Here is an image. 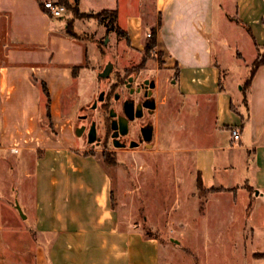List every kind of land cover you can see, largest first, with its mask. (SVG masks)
I'll list each match as a JSON object with an SVG mask.
<instances>
[{"label": "crops", "instance_id": "obj_1", "mask_svg": "<svg viewBox=\"0 0 264 264\" xmlns=\"http://www.w3.org/2000/svg\"><path fill=\"white\" fill-rule=\"evenodd\" d=\"M44 1L0 0V174L11 176L4 187L0 181V264H174V251L187 248L158 235L150 222L144 221V231L120 214L110 169L119 162H105L75 132L70 102L84 94L78 83L83 70L89 86L98 80L84 65L96 45L66 32L68 8L54 17ZM66 1L83 13L114 11L136 52L152 33L156 80L162 85L172 78L187 102L209 114L206 140L195 145L192 135L181 134L185 143L167 151L186 168L194 191L200 180L213 228L231 220L243 198L250 228L245 264H264V56L242 90L264 48V0ZM91 20L97 28L86 26ZM99 27L94 18L73 20L79 34ZM232 64L243 68L240 77L228 75ZM230 127L238 129V140ZM158 136L145 151L158 149ZM16 170L22 214L7 191ZM15 215L18 222L10 220Z\"/></svg>", "mask_w": 264, "mask_h": 264}, {"label": "rangeland", "instance_id": "obj_2", "mask_svg": "<svg viewBox=\"0 0 264 264\" xmlns=\"http://www.w3.org/2000/svg\"><path fill=\"white\" fill-rule=\"evenodd\" d=\"M93 14V13H92ZM82 19L94 18L101 27L95 32L81 33L78 39H89L96 45L91 52V60L88 55L84 65L94 68L93 73L99 72L103 67L111 62L113 72L122 73L126 66L140 62L146 70V74H155V61L151 60L153 52L144 56L142 52H136L128 48V37L118 35L114 31L106 29V18L102 24L101 19L95 15H86ZM91 20L86 24L89 28H97L98 25ZM145 61L143 63L142 59ZM147 67H146V60ZM246 59L247 56H246ZM161 66V65H159ZM228 75L236 78L240 77L242 67L232 64ZM80 65L75 66V71ZM159 76L164 78L167 72L164 68H159ZM248 72L245 70L244 76ZM114 73L110 75L109 80L98 81L89 86L87 77L89 73L86 70L81 72L79 79L80 91L84 92L78 98L73 99L71 111L73 115L74 126L79 123L78 113H87L92 119L102 122L104 112L99 103L96 109L89 106L95 98L98 89L106 88V83L114 78ZM160 78V77H159ZM240 84L237 85L239 88ZM234 87V85H232ZM245 88L242 87V90ZM162 95H165V102L159 104L154 118V142L155 136H158L157 151H118L116 160L119 162L115 169L110 167L113 180L114 202L125 218L133 222H139L141 229L144 221L150 222L149 225L155 227L158 235L173 240H177L174 246L187 248V252L179 249L174 251V264H245L244 252L246 250V239L250 233L249 223L245 220V204L243 198L238 196L236 205L231 213V220L222 223L218 229L213 228L210 213H207L209 205L206 204L205 190L193 189V179H190L186 168L181 164H174V156L167 151L172 146L179 147L185 143V140L179 139L192 135V142L200 144L205 139L204 129L207 127L206 119L209 114L201 113L200 108L194 103L187 102L182 97L175 83L163 80L160 86ZM235 90V89H234ZM127 94L122 90V95ZM158 132V133H157ZM156 134V135H155ZM81 144L88 148L80 140ZM99 152V151H95ZM178 154V153H177ZM180 155V154H179ZM179 157L176 161H179ZM10 175L5 170L1 171L0 181L4 187L5 180L10 179ZM20 172L16 170L12 173V180L7 187L13 201H17L22 207L23 200L20 188H18ZM12 181L15 182V188H11ZM8 185V182H6ZM19 189V190H18ZM196 193V194H195ZM225 204V202H224ZM209 219L205 221L204 219ZM10 220L18 222L19 218L15 215ZM179 248V247H178ZM166 251L161 248V254Z\"/></svg>", "mask_w": 264, "mask_h": 264}, {"label": "flooded vegetation", "instance_id": "obj_3", "mask_svg": "<svg viewBox=\"0 0 264 264\" xmlns=\"http://www.w3.org/2000/svg\"><path fill=\"white\" fill-rule=\"evenodd\" d=\"M144 70V66L138 62L124 67L122 73H114L112 64L108 76H98V81L109 80L114 73V78L106 83V88L99 85L95 98L89 104L96 109L99 103L104 112L102 122L90 118L87 113L76 115L79 123L75 125V132L89 151L97 150L103 158L106 156L116 160L118 151L150 147L155 132L156 109L164 103L162 98L165 95H162L161 83L155 75L146 74ZM122 90L127 94L122 95ZM138 113L139 116H136ZM148 135H151L150 140H146ZM90 138H93L92 142H88Z\"/></svg>", "mask_w": 264, "mask_h": 264}, {"label": "trees", "instance_id": "obj_4", "mask_svg": "<svg viewBox=\"0 0 264 264\" xmlns=\"http://www.w3.org/2000/svg\"><path fill=\"white\" fill-rule=\"evenodd\" d=\"M57 2L63 4L72 13V18L67 22V26H66V32L70 36L77 38L80 35L79 33L75 32L73 29L74 18H80V17H84L86 15H95L101 19L100 22L102 24H104V22L106 20L105 26H106L107 30L114 31L116 34L124 35L127 38L126 32L124 30H122L116 22V14L114 11L102 10V11L95 13V14L83 13V12H80L78 10V8L75 6L74 3L67 2L66 0H58ZM147 38H148V41L146 42V44L144 46V56L146 58H147V54H149L150 52H153L154 47H155V39H154V36L152 35V33H150V36ZM263 56H264V48H263V50L258 51V54H257L255 60L252 62L251 66H250V70H249V73L247 75L246 81H245L244 85L242 86L245 89L249 85L250 80H251L252 76L254 75L256 69L262 63ZM145 57H144V59H142L141 63H143L145 61ZM73 74L74 75L76 74L75 66L73 67ZM41 87H42V91L44 92L46 98H48V92H47V87H46L45 83L41 82ZM104 160L107 163H111V164L116 163V160H112L111 158L106 157V156H104ZM197 186H198V189H201V182L199 179L197 180Z\"/></svg>", "mask_w": 264, "mask_h": 264}, {"label": "built area", "instance_id": "obj_5", "mask_svg": "<svg viewBox=\"0 0 264 264\" xmlns=\"http://www.w3.org/2000/svg\"><path fill=\"white\" fill-rule=\"evenodd\" d=\"M44 8L49 12L50 15L54 16V17H60L63 15L64 11L66 10V7L57 2V1H53V0H46L43 3ZM150 33H146V37H149ZM230 135H231V139L233 141H236L239 139V131L237 128L235 127H230ZM11 152H17L16 148H11L10 149Z\"/></svg>", "mask_w": 264, "mask_h": 264}, {"label": "water", "instance_id": "obj_6", "mask_svg": "<svg viewBox=\"0 0 264 264\" xmlns=\"http://www.w3.org/2000/svg\"><path fill=\"white\" fill-rule=\"evenodd\" d=\"M111 70H112V63H111V62H108V63L104 66V69H103L100 73H98V76L106 77V76L109 75V73L111 72ZM101 97H102V96L100 95V96H99V99H101ZM110 114L112 115L111 112H110ZM136 116H139V113L136 114ZM130 117H132V116H130ZM150 139H151V135L146 136V140H150ZM92 141H93V138H90V139L88 140V142H92ZM16 208H17V210L19 211V213L22 214L21 209H20V207L18 206V204H16ZM174 242L178 243L177 240H174Z\"/></svg>", "mask_w": 264, "mask_h": 264}]
</instances>
